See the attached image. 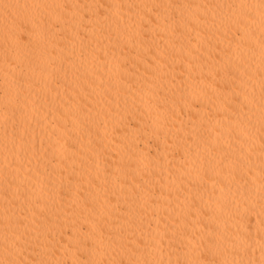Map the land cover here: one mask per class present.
<instances>
[{"label":"bare ground","instance_id":"6f19581e","mask_svg":"<svg viewBox=\"0 0 264 264\" xmlns=\"http://www.w3.org/2000/svg\"><path fill=\"white\" fill-rule=\"evenodd\" d=\"M262 0H0V264H264Z\"/></svg>","mask_w":264,"mask_h":264},{"label":"snow or ice","instance_id":"6c2138e0","mask_svg":"<svg viewBox=\"0 0 264 264\" xmlns=\"http://www.w3.org/2000/svg\"><path fill=\"white\" fill-rule=\"evenodd\" d=\"M261 7L264 8V0H262ZM7 264H12V262H7ZM133 264H139V262H133ZM178 264H179V262H178ZM210 264H212V262H210Z\"/></svg>","mask_w":264,"mask_h":264}]
</instances>
